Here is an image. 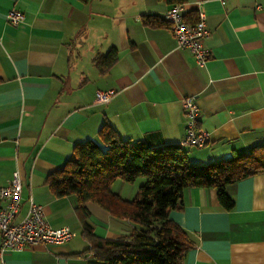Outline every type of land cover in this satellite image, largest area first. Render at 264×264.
<instances>
[{"label":"crops","instance_id":"0c3cea01","mask_svg":"<svg viewBox=\"0 0 264 264\" xmlns=\"http://www.w3.org/2000/svg\"><path fill=\"white\" fill-rule=\"evenodd\" d=\"M170 6L166 0H0V186L20 170V215L32 196L54 228L76 233L65 243L5 251L0 264H101L82 233L76 197H56L46 179L75 144L99 140L106 123L133 142L182 144V100L195 96L198 124L210 140L184 145L191 161L205 164L264 144V0L183 4L189 21L205 14L210 57L203 65L177 48L170 27L144 24L145 15L163 18ZM12 9L23 15L17 24L8 19ZM113 47L118 59L102 72L95 58ZM98 89L117 93L97 103ZM114 190L125 199L137 193L121 182ZM227 191L231 210L217 189L191 187L183 207L171 211L196 243L183 264H264V174ZM88 207L99 237H120L133 227L97 204Z\"/></svg>","mask_w":264,"mask_h":264},{"label":"trees","instance_id":"16d2710c","mask_svg":"<svg viewBox=\"0 0 264 264\" xmlns=\"http://www.w3.org/2000/svg\"><path fill=\"white\" fill-rule=\"evenodd\" d=\"M166 1L171 5L187 2ZM197 20L198 17L190 21ZM143 22L150 27H170L158 15H145ZM117 59V49L113 47L99 54L95 63L104 72ZM98 136L99 140L75 144L65 165L50 172L46 183L56 197H76L82 233L101 264H183L186 252L196 243L171 219L170 213L183 207L185 189L215 188L222 206L231 210L235 201L228 187L264 174V144L199 164L189 159L182 144L154 147L133 142L122 138L108 123L100 128ZM139 177L145 181L132 199L123 198L113 188L117 180L134 183ZM90 202L99 204L113 217L130 221L133 227L120 237L97 236L88 220Z\"/></svg>","mask_w":264,"mask_h":264},{"label":"built area","instance_id":"2783aa9c","mask_svg":"<svg viewBox=\"0 0 264 264\" xmlns=\"http://www.w3.org/2000/svg\"><path fill=\"white\" fill-rule=\"evenodd\" d=\"M224 3V1H222ZM23 15L16 9L8 14L13 24L19 23ZM163 18L169 22L177 40V48L189 49L198 64L209 59V51L204 40L209 36L205 14L199 12L198 20H187L183 4H172ZM117 93L114 89H98L97 103L109 102ZM186 115V134L182 145L203 147L210 140V132L199 126L200 108L195 96L182 100ZM23 177L20 170L13 172L7 185L0 186V260L5 251H20L33 244H61L72 239L76 233L69 227L54 228L47 220L43 207L32 197L28 199L27 209L21 216Z\"/></svg>","mask_w":264,"mask_h":264},{"label":"rangeland","instance_id":"374dc122","mask_svg":"<svg viewBox=\"0 0 264 264\" xmlns=\"http://www.w3.org/2000/svg\"><path fill=\"white\" fill-rule=\"evenodd\" d=\"M145 180L144 177H139L134 183H126V182H123L121 180H117L115 183H114V189H115V185H117L118 182H121V183H124L127 188H135L136 191H138L139 189V185ZM90 203H94V202H90ZM94 204H97V203H94ZM99 205V204H97ZM100 206V205H99ZM101 208H103L102 206H100ZM104 209V208H103ZM106 210V209H105Z\"/></svg>","mask_w":264,"mask_h":264}]
</instances>
